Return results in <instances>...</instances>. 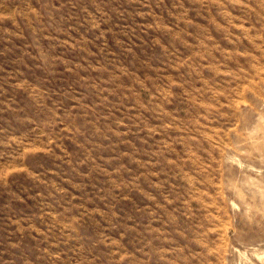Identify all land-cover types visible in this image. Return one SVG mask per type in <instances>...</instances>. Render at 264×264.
Returning <instances> with one entry per match:
<instances>
[{
	"label": "rangeland",
	"instance_id": "obj_1",
	"mask_svg": "<svg viewBox=\"0 0 264 264\" xmlns=\"http://www.w3.org/2000/svg\"><path fill=\"white\" fill-rule=\"evenodd\" d=\"M0 264H264V0H0Z\"/></svg>",
	"mask_w": 264,
	"mask_h": 264
}]
</instances>
